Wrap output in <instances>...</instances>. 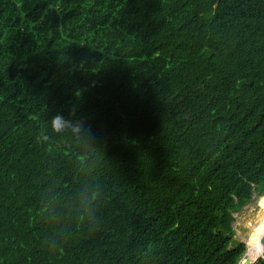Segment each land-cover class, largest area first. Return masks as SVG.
I'll list each match as a JSON object with an SVG mask.
<instances>
[{"label": "trees", "instance_id": "trees-1", "mask_svg": "<svg viewBox=\"0 0 264 264\" xmlns=\"http://www.w3.org/2000/svg\"><path fill=\"white\" fill-rule=\"evenodd\" d=\"M254 193L264 0H0V264H239Z\"/></svg>", "mask_w": 264, "mask_h": 264}, {"label": "rangeland", "instance_id": "rangeland-1", "mask_svg": "<svg viewBox=\"0 0 264 264\" xmlns=\"http://www.w3.org/2000/svg\"><path fill=\"white\" fill-rule=\"evenodd\" d=\"M156 30H157V28H156ZM261 198L262 199H260V197L256 193H254L250 202L243 205L237 211L232 212V217L234 218L233 223H232V227L234 230V235L232 236V240L242 242V243L245 242L244 243L245 246L248 244V246L251 247V240L249 239V237L251 236L254 238L256 235L254 233H256V231H258V229H255L256 227H254V225L257 224L259 221L257 219H254V218L259 217V213L261 212V210L258 209L259 208L258 202H259V200H264V197H261ZM251 209H253V214H251V217H252V219H254L252 221L254 223L248 225V229L251 230V234L247 236V231L244 232L245 230H242L243 226L241 229L238 227V224L243 223V222L247 223V221H245V220L248 218V216H250L249 212ZM254 209L256 211H254ZM260 224H262V223H260ZM252 234H254V235L252 236ZM246 236H247V238H246ZM263 260H264V258H263Z\"/></svg>", "mask_w": 264, "mask_h": 264}, {"label": "clouds", "instance_id": "clouds-1", "mask_svg": "<svg viewBox=\"0 0 264 264\" xmlns=\"http://www.w3.org/2000/svg\"><path fill=\"white\" fill-rule=\"evenodd\" d=\"M53 124H54V127H59V121L58 120H54ZM256 229H258V231H256L255 237L254 238L251 236L249 237V239L251 240V248L253 250V252H252L253 258L250 261H245V264H255V260L264 258V242H262V241H264V226H261V224L258 222L256 224ZM243 243H245V242H243ZM246 251H247V245H246ZM246 251H245V253H246Z\"/></svg>", "mask_w": 264, "mask_h": 264}, {"label": "water", "instance_id": "water-1", "mask_svg": "<svg viewBox=\"0 0 264 264\" xmlns=\"http://www.w3.org/2000/svg\"><path fill=\"white\" fill-rule=\"evenodd\" d=\"M264 242V241H262ZM252 252L253 250L251 249L249 252L246 251V253L244 254L243 258L240 260L239 264H245V261H250L253 257H252ZM263 260V258H261ZM261 259H257L255 260V264L258 263L259 260Z\"/></svg>", "mask_w": 264, "mask_h": 264}, {"label": "bare ground", "instance_id": "bare-ground-1", "mask_svg": "<svg viewBox=\"0 0 264 264\" xmlns=\"http://www.w3.org/2000/svg\"><path fill=\"white\" fill-rule=\"evenodd\" d=\"M260 199H262V198H260ZM258 216V215H257ZM249 217H251V216H249ZM247 251H248V246H247Z\"/></svg>", "mask_w": 264, "mask_h": 264}]
</instances>
